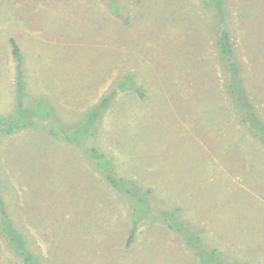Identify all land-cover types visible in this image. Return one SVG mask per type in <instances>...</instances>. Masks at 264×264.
Returning a JSON list of instances; mask_svg holds the SVG:
<instances>
[{
	"label": "rangeland",
	"instance_id": "1",
	"mask_svg": "<svg viewBox=\"0 0 264 264\" xmlns=\"http://www.w3.org/2000/svg\"><path fill=\"white\" fill-rule=\"evenodd\" d=\"M205 1L0 0L1 211L41 264H264V145ZM228 6L264 123V0ZM175 209L194 236L164 224ZM0 264H23L1 230Z\"/></svg>",
	"mask_w": 264,
	"mask_h": 264
},
{
	"label": "trees",
	"instance_id": "2",
	"mask_svg": "<svg viewBox=\"0 0 264 264\" xmlns=\"http://www.w3.org/2000/svg\"><path fill=\"white\" fill-rule=\"evenodd\" d=\"M108 1L111 2V3L109 2L111 5L110 10L117 14L118 12H116L115 6H117L118 0H108ZM205 6L206 8L213 10V12L215 13L214 14L215 25L221 30V34L217 41V47L219 50V59L225 71L230 73L231 79L227 85V88L229 94L232 96L235 106L240 110L242 114L243 119L241 120V123L247 125V129L251 131V134L264 145V123L261 120L260 116L258 115L255 105L247 90V87L245 86L244 78L242 76L243 65L237 60L235 46L234 43L232 42L231 31L229 29L231 14H230V7L228 6V0H207L205 1ZM11 42L13 45L12 53L17 61L18 68L20 71L21 64L24 60L23 54L16 41L13 39ZM137 91L140 94H143V92L140 89H138ZM95 108L96 109L93 111L96 112L98 115V113H100L101 111V108L100 107H95ZM30 117H34V116L31 115ZM29 126L30 124L27 123L25 124L17 123L15 126H10L8 129L7 126L5 125L6 129H4L3 133L5 135H11L16 133L17 129L23 130L28 128ZM52 133L54 135V132ZM99 170L101 172L103 171L104 173V170H102V168ZM105 173H106L105 176L107 182L113 188L117 189L118 192L131 194L132 189H130V185H129V183L131 182L124 179L115 180L111 177L112 176L111 174L113 173H110L106 170ZM3 204L4 203L2 197L0 196V211L3 209ZM178 212H180V209H175L173 211H170V213L173 214L172 218H175ZM178 214L176 220L174 219L172 222H168V223L165 220L164 224L170 229L174 230L177 234L182 235L185 239L187 236H189L187 235L188 233L194 236L195 228L192 229L186 226V223ZM178 217H180V219H178ZM0 228H1L0 229L1 232L4 235L8 247L21 259L23 264H41L38 256L35 255L31 250H29V243L26 237L24 236V234L20 230H18L15 225L12 224L9 216H7L5 211L4 213L1 214L0 217ZM136 230L137 227L134 225L130 233L129 243L132 242ZM185 230H189L191 232H187ZM186 243L187 246L190 244L189 239H187ZM201 246L198 247L197 249L196 248L193 249L194 251H196L197 256L198 254L199 255L203 254V250L200 249ZM210 258L211 255H209L208 257L206 255L203 256V260H206V262L209 261ZM212 262L213 264L215 263L214 260ZM217 264H233V260L226 259V261H218Z\"/></svg>",
	"mask_w": 264,
	"mask_h": 264
}]
</instances>
